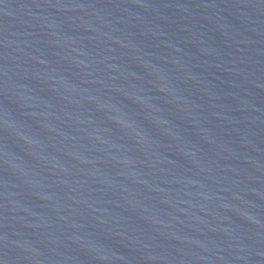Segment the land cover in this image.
<instances>
[{
	"label": "water",
	"instance_id": "1",
	"mask_svg": "<svg viewBox=\"0 0 264 264\" xmlns=\"http://www.w3.org/2000/svg\"><path fill=\"white\" fill-rule=\"evenodd\" d=\"M0 264H264V0H0Z\"/></svg>",
	"mask_w": 264,
	"mask_h": 264
}]
</instances>
